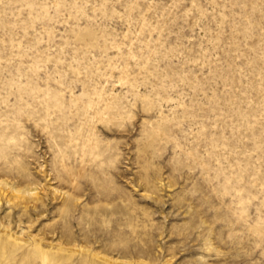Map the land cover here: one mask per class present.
Returning <instances> with one entry per match:
<instances>
[{
    "label": "rangeland",
    "instance_id": "obj_1",
    "mask_svg": "<svg viewBox=\"0 0 264 264\" xmlns=\"http://www.w3.org/2000/svg\"><path fill=\"white\" fill-rule=\"evenodd\" d=\"M0 264H264V0H0Z\"/></svg>",
    "mask_w": 264,
    "mask_h": 264
}]
</instances>
